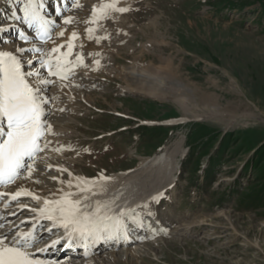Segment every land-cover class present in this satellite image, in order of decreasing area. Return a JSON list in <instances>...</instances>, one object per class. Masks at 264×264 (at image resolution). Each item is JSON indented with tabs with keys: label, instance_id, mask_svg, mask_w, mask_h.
Instances as JSON below:
<instances>
[{
	"label": "rangeland",
	"instance_id": "rangeland-1",
	"mask_svg": "<svg viewBox=\"0 0 264 264\" xmlns=\"http://www.w3.org/2000/svg\"><path fill=\"white\" fill-rule=\"evenodd\" d=\"M123 1L120 7L129 11L113 12L116 16L100 22L88 46H77L94 62L79 72L74 98L47 92L70 118L59 141L71 146L65 158L80 174L153 177L161 166L146 170L141 162L169 151L178 164L174 186L145 208L149 217L159 215L166 231L134 243L133 254L115 250L118 260L109 262L264 264V156L254 152L264 147V0ZM4 4L0 0V9ZM89 26L79 27L80 35L86 36ZM97 35L108 38L97 43ZM135 63L164 66L192 89L181 94L187 108L172 97L122 91L132 86L128 70ZM202 104L208 106L203 112L196 109ZM216 105L222 113L212 115ZM172 117L187 120L167 131L136 119ZM176 141L180 148L174 147ZM155 146L160 149L152 151Z\"/></svg>",
	"mask_w": 264,
	"mask_h": 264
},
{
	"label": "snow or ice",
	"instance_id": "snow-or-ice-1",
	"mask_svg": "<svg viewBox=\"0 0 264 264\" xmlns=\"http://www.w3.org/2000/svg\"><path fill=\"white\" fill-rule=\"evenodd\" d=\"M16 2L21 4L18 11L23 15L18 16L17 12L13 11L12 16L16 20H22L28 28L34 29L35 40H39L40 44L36 45L35 40L20 30L19 39L32 43V47H16L11 51L0 48V188L14 185L20 179L32 178L33 172L37 170V158L45 149L58 152L72 150L71 146L67 149L65 146L50 148L51 141L48 136L55 133L48 122L52 114L48 105L56 98L47 95L49 87L55 83L48 77L58 78L62 86L67 87L63 82L74 75V69L86 66L80 54H77L74 60H69L76 47L73 41L79 38L76 31L71 33L66 45L61 44L47 52L44 51L42 45L51 40L54 29L58 27L57 20L49 18L45 11V0ZM61 4L64 6L56 8V16L61 17L65 25L74 23V17L62 16V12L68 10L66 0H61ZM71 7L82 5L79 0H71ZM129 10L119 7L118 0H101L98 5L93 6L90 17L85 21L90 25L86 28L87 38L93 39L100 22L110 19L113 12L124 13ZM65 30H61L58 35L63 36ZM107 38L95 36L97 43ZM65 47L66 51L61 52V48ZM26 53L33 55L27 56ZM34 63L39 67L32 68ZM99 63V60L95 61L97 66ZM25 65L29 66L27 70ZM51 167L49 165V169ZM57 170L67 171L64 168ZM68 174L72 176V173ZM73 179L75 184L72 180L66 183L69 189L75 188L76 191L65 192L60 189L59 198H45L42 207L29 208L34 215L27 231L20 230L19 225L8 221L7 215H17L16 212H0V264H58L57 261L47 259L46 254L52 250L83 248L84 254L88 255L89 250L101 241L114 240L120 236L127 239L130 235L129 221L137 226L142 225L138 215H133L135 210L122 209L113 213L111 205L115 201L97 200L94 206L87 203L93 196L106 190L105 182L110 177L101 173L93 178L77 176ZM5 196H8V199L3 203L4 209H8L13 201L18 202L21 196H30L33 200L40 199L24 187L18 188L14 193L0 192V200ZM153 199L158 200L159 197ZM27 207L29 206L19 205V210ZM45 220L49 221L50 225L40 223ZM9 223L11 227H6ZM54 230H62L63 235L51 240L42 248L38 247L44 242V233L55 235Z\"/></svg>",
	"mask_w": 264,
	"mask_h": 264
},
{
	"label": "bare ground",
	"instance_id": "bare-ground-1",
	"mask_svg": "<svg viewBox=\"0 0 264 264\" xmlns=\"http://www.w3.org/2000/svg\"><path fill=\"white\" fill-rule=\"evenodd\" d=\"M10 1L13 4L14 0H10ZM90 2L92 3L93 0L92 1L90 0ZM90 2H89V0H79V4L82 5L81 8L80 7H71L68 10L67 16L74 17L75 22L71 23V24H67V25L62 23V25L54 32V38H52L50 41H48V43L43 45L46 48V52L48 50H50L52 47H55V46H58L61 44L66 45V43L69 41V39L71 37V33L73 31H76L78 33V36H79V38L77 40L73 41L74 44L77 43L76 47L80 46V45H82V47H83V45L88 46L85 43L86 41L89 40L87 38V35L86 36L80 35L78 29L86 21V19L84 18V15H85V12H87L90 9V6H91ZM124 3H125V1L118 0V6L119 7L121 4H124ZM92 4H94L92 6L98 5V3L97 4L92 3ZM111 16L114 17L116 15H114V16L111 15ZM11 20L13 21V19H11V17H10V14H7L6 17L0 21V29H3V28L7 29V31H0V33L2 34L0 36V39L3 41V44L0 46V48H3V50H8V51L14 50V48H16V47L27 48L29 45L28 43L22 44V43H18L16 41H14L12 39L13 38V37H11L12 26L16 25V24H15V22H11ZM104 21H103V23H104ZM100 25H102V24L100 23ZM64 29H66L64 31V35L63 36H57L58 33ZM85 30H86V28H85ZM122 32H124V31H122ZM109 44H110V47L112 46L111 49H113L114 45H112V43L110 41H109ZM80 47H77V49L80 50L79 49ZM63 50H64V48H61V52H63ZM84 54H86V51ZM32 55L33 54H30L27 56H32ZM93 57L89 56L88 60L87 61L85 60V65L92 66ZM69 58H70V61L74 60V52H73V55L70 56ZM101 64H102V62H101ZM135 64L128 70L129 76L131 78V85L132 86L131 87L130 86L127 87L126 85L122 86V88H123L122 91H130L132 93L138 92L142 95H149V96L154 97L156 99H166V97H172L176 101V103L178 104L179 107H181L182 109L187 108L188 103L186 104V103H184V101L181 100V94L183 93L184 90L188 91L190 94L192 92V89H190L187 85H185V83H182L181 80H178V78L167 73L165 71L164 66H161V67H159V69H156L155 67H152V64H148V63H146V65L144 64L142 66H137V63H135ZM104 65L111 66V64H107L105 62V60H104ZM139 65H141V64L139 63ZM28 67H29L28 65H25L26 70L28 69ZM38 67H39V65L36 63H34L32 65V68H38ZM82 68H83V66L76 67L74 69V75L75 74H78V75H76V76L72 75L69 80L64 81L63 83L67 84V83L72 82V86H74L76 84V81H81L79 79V77H80L79 72H82L80 70ZM48 78L55 81V83H53L49 87V90H54V91L58 90V92H60L64 95L69 94L70 96H72L74 98L73 93L75 92L76 86L70 87L67 84L68 86L64 87V86H62V84L58 78H56V77H48ZM82 92H83V90H82ZM190 97H192V96H190ZM81 98H83V97H81ZM201 98H202V96H201ZM58 103H59V106H54V104L51 101L50 104L48 105V107L51 109V113H52L51 116L48 118V122L52 125L53 132L55 133V135L48 136V140L51 141L50 148H59L60 146L65 145V148L67 149V147H68L67 144L66 143L60 144L59 140H61L60 138L63 137V135L65 134L66 124L70 118L67 117L66 115L60 113V109L62 108L61 106H63V105H61L59 101H58ZM213 105H215V104H213ZM196 107H197V105H196ZM196 109L203 112V111L208 109V106L206 107L205 105L202 104L201 106H199ZM213 109H214V111L213 110L210 111V113L212 115H218L219 113H222V110H220L219 106H217V105L214 106ZM187 111L193 112L195 110L187 109ZM187 111H184V112H187ZM208 115H210V114H208ZM201 116H203V115H201ZM201 116H199V117L201 118ZM199 117L196 116L195 118L199 119ZM230 121H232V120H230ZM174 147L180 148L181 147V141H179V142L176 141V143L174 144ZM67 151L68 150L58 152V151H52L50 149H45V151L42 154H40V156H39V161H37V167H36L37 170L35 172H33L32 178L20 179L10 188L11 190L16 191L18 188L24 187V188L28 189L29 191L33 192L35 195L39 196L40 197L39 200H33L32 197H30V196H23V197H21L20 201L12 202V205L8 209H4L3 204H0V212H3L5 214L12 213V212H16V213L21 212L20 218L16 219V220H15V215H7L8 221L19 225L20 230H23L24 226L27 227V225H28L27 223L22 224L21 220L25 219V218H31L34 214L27 209H23L22 211H20L19 205L28 204L30 206H41V205H43L45 198H47V199L59 198L60 189H63V191H65V192L76 191L75 188L69 189L67 187V183H66L67 181L72 180L73 184H75V180L73 179V177H77V176L87 177L86 175L80 174L77 170H75V168H72L71 166H69L70 161L65 158ZM180 151H181L180 154H182L185 152V149L184 150L181 149ZM49 165L52 166L50 169H49ZM156 165H160L161 167L158 169V172L154 173L153 177H151V175L147 176V177H142V176L136 177V176H134L135 174L130 175L127 178H124V176H121L120 174L115 175V176H111L110 179L108 180L110 182H108V181L105 182V189L106 190L97 196H93L89 201H87V203L94 206V203L97 200H99L101 202L115 201V203H113L111 205V211L113 213H118L122 209L126 210V211L135 210L133 213L135 215H137L136 214L137 212H140V215H138V217L140 218V220L142 222L141 226L145 227V224L143 221L144 219H142L143 215H144V217H146L147 211H148V209L146 211L145 205L148 208V207H150L151 203L156 201V202H154V204H157L158 200L162 199L164 197V193H166V190H168V188L174 186L175 175H176L175 173L177 172V169H178V164H177V162L174 161L172 153L170 151L157 154L154 157L147 159L146 161H142L140 164V167H141V169L146 168V170H148V169H151L152 166H156ZM59 168L67 169V171L60 172L57 170ZM48 169L54 172V177L56 179H53L54 177H50L47 174L46 170H48ZM69 172L72 173L71 177L68 174ZM150 173H152V172H150ZM100 174L101 173H99V175ZM123 174H127V173L124 172ZM140 175H142V174H140ZM104 176H106V175H104ZM106 177H109V176H106ZM34 180H39L40 182L34 183L33 182ZM61 181H64L65 183H61ZM54 185L57 187H54ZM52 186H53V188H51ZM153 197H159V199L154 200ZM156 219L157 220L160 219L159 215L156 216ZM129 223H131V221H129ZM157 223H158V229L162 233L164 230L166 231V229H165L166 226L164 227L160 221H157ZM168 223L170 225H172V221L168 220ZM6 227H11V223L7 224ZM174 227H175L174 229H176L178 226L174 225ZM173 230H170V231H173ZM170 231H167V232L170 233ZM164 233H166V232H164ZM124 251L126 253H132V254L135 253L134 247H126V249ZM116 255L117 254H116L115 250L112 249L109 252L92 254L88 258H84V257H77L76 258L75 257L72 259H69V258L66 259V258L57 257V259L55 261H57L58 264H95V263L96 264L97 263L98 264H111L112 261H116V259H117ZM79 256H80V254H79ZM109 259L111 262H109Z\"/></svg>",
	"mask_w": 264,
	"mask_h": 264
},
{
	"label": "trees",
	"instance_id": "trees-1",
	"mask_svg": "<svg viewBox=\"0 0 264 264\" xmlns=\"http://www.w3.org/2000/svg\"><path fill=\"white\" fill-rule=\"evenodd\" d=\"M259 1H261V0H259ZM264 5V4H263ZM199 131H197V133H198ZM204 133H206V131H203V132H199L198 134H201V135H203ZM263 148V149H262ZM256 154L257 153H261L262 155L261 156H264V147H258L257 149H255V151H254ZM260 156V157H261ZM261 158H263V157H261Z\"/></svg>",
	"mask_w": 264,
	"mask_h": 264
}]
</instances>
